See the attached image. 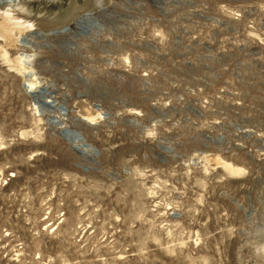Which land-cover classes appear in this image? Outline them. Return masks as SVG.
I'll return each mask as SVG.
<instances>
[{"label":"rangeland","instance_id":"rangeland-1","mask_svg":"<svg viewBox=\"0 0 264 264\" xmlns=\"http://www.w3.org/2000/svg\"><path fill=\"white\" fill-rule=\"evenodd\" d=\"M5 9L0 264H264V0Z\"/></svg>","mask_w":264,"mask_h":264},{"label":"bare ground","instance_id":"bare-ground-1","mask_svg":"<svg viewBox=\"0 0 264 264\" xmlns=\"http://www.w3.org/2000/svg\"><path fill=\"white\" fill-rule=\"evenodd\" d=\"M95 1H98V0H95ZM11 17H13V15L8 14L6 9L5 11H2V16L0 17V34L3 36V39H4V42L2 44L0 42V50L2 54L5 56H7V50L9 49L8 47L11 48L10 45L15 40L14 27L16 26V22L12 21ZM36 22L39 24H42L41 22H39V19ZM24 25L28 27L31 25V23H26Z\"/></svg>","mask_w":264,"mask_h":264}]
</instances>
